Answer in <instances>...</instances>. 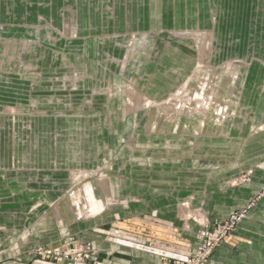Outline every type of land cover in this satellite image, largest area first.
<instances>
[{
	"label": "rangeland",
	"instance_id": "obj_1",
	"mask_svg": "<svg viewBox=\"0 0 264 264\" xmlns=\"http://www.w3.org/2000/svg\"><path fill=\"white\" fill-rule=\"evenodd\" d=\"M209 10L212 23L209 27L204 24L187 27L185 23H176V27L167 28L160 19L154 23L157 26L151 27V24L154 25L150 20L152 9H148V27L140 33L138 29L129 32L122 28V31L116 32L99 30L76 34L74 21L63 22L66 25L64 28L62 23L58 28L48 22V41L41 42V45L38 41L32 57L28 55L29 48H21L23 57L15 56L12 70L19 73L23 88H26L21 102L25 106L4 104L3 115L33 119L36 140L46 146L45 160H37L39 165L35 170L42 175H52L54 183L63 186L62 193L45 194L46 200L41 197L43 194H36V207L32 210L29 226L27 223L17 226L16 232L22 240L27 234H34L37 238L47 235L44 228L48 225L54 229L50 238L59 237L57 241H51L53 244L50 246L36 243L31 247L35 255L33 258L76 264L79 263L78 254L85 252L88 254L84 257L86 261L91 258L96 246L84 241L86 235L84 237L78 232L80 226L76 223L84 222L82 228L91 231L92 220L98 216L105 217L108 212H118L129 202L142 200L151 203L160 195L165 198L170 196L168 190H154L156 184L152 181L153 177L160 171L162 181L166 182L170 179L167 174L186 170L192 164L184 155L194 149L187 140L166 139L165 134L174 133L161 134L172 127L165 122L169 123V119H175L176 124L180 122L182 135L175 133L180 138L190 133L207 138L221 124H212V130L197 133L203 130L193 129L184 116L174 108L168 109V103L174 102V97L183 91L187 83L196 87L199 76L211 77L219 72L227 81L224 69L228 64L238 67L227 115L223 117L219 134L225 139L221 147H225L228 154H234L230 157L228 175L221 180L218 178L219 181L206 190L197 189L199 192L192 194L176 188L173 191L178 206L188 209L183 213L178 211L179 217L194 224L196 245L191 254H196L202 243L199 237L201 231L213 234L218 224L224 225L236 214L238 221L213 246L206 262L202 263L207 264L214 250L228 243V238L234 240L233 246L238 242L235 241L234 231L249 214L264 211V136L261 135L264 132V56L247 58L235 55L236 48L214 32L217 15L224 13L225 9L221 10L213 2ZM90 19L88 16L85 18L86 26ZM98 19L101 22L105 18ZM112 19L114 24L119 25L124 23L125 18L119 16ZM133 19L136 21L138 17ZM59 37L66 43L59 46L55 41ZM136 38L139 42L134 41ZM4 52L6 56V47ZM261 52H264V39ZM40 54H44V58L38 59ZM27 56L32 61L36 60V66L28 68L19 61L26 62ZM147 61L152 64L149 66ZM147 67H150L149 70ZM144 100L149 102L144 103ZM165 109L168 110L166 115L159 117L157 112ZM196 147L198 151L208 150L205 145ZM237 156L243 160L237 161ZM216 162L207 164L199 160L196 165H202L201 169L208 173L212 169L210 165H216ZM227 164L223 162V167ZM3 166L10 167L12 164L4 162ZM255 169L263 170V174L256 175ZM39 179L43 181V178ZM87 183L102 207L94 214L78 218L74 201ZM190 197L195 200L193 207L188 203ZM222 204L231 206L219 208ZM55 208L58 214L54 213ZM205 211L212 217L207 218ZM152 213L149 216H154ZM163 213L170 212L163 210ZM61 233L63 235L60 236ZM54 248L62 252L54 257H45L40 253L41 250ZM182 259L163 257L159 264H173V261Z\"/></svg>",
	"mask_w": 264,
	"mask_h": 264
},
{
	"label": "crops",
	"instance_id": "obj_2",
	"mask_svg": "<svg viewBox=\"0 0 264 264\" xmlns=\"http://www.w3.org/2000/svg\"><path fill=\"white\" fill-rule=\"evenodd\" d=\"M213 2L221 10L225 9L224 13L217 15L219 18L217 17L214 23L215 34H220L219 37L236 48L235 55L262 58L264 0H0V56H2L0 57V264H71L67 261L55 263L33 258L35 255L31 252V247L36 243L50 246L53 244L51 241L55 242L59 239L58 236L50 238L51 231L54 232L52 226L45 227L47 235L38 238L34 234H27L22 240L16 232L19 224L27 223L29 226L32 210L36 207V194H43L41 197L46 200L45 194L63 192V186L54 183L52 175L45 173L42 175L35 170L39 165L36 163L37 160H45L46 146L44 142L38 143L36 140L33 119L3 115L4 104L13 106L17 103L25 106L21 102L26 88H23L24 84L21 83L19 73L12 70L16 62L15 56L23 57L21 48H29L28 55L32 57L37 44L41 45V42L48 41L49 29L46 26L48 22L58 28L62 23L64 28L66 25L63 22L74 21L76 34L88 31L95 33L99 30L116 32L122 31V28L129 32L139 30L140 33L148 27V9H152L150 20L153 24L160 19L167 28L176 27V23L180 25L185 23L187 27L201 26L199 24L209 27L212 24L209 9ZM223 3L225 5L222 6ZM196 9L200 12L196 13ZM87 16L91 18L89 27L86 26L85 21ZM119 16L125 18L124 23L116 25L112 18ZM100 17L105 19L100 22L98 19ZM135 17H138L136 21L133 19ZM152 26L157 24H151ZM55 41L59 46L66 43L60 37ZM240 49L248 51L242 52ZM43 55L40 54L38 59L44 58ZM19 61L28 68L36 66L37 63L36 60L30 59L26 62ZM160 63L166 64L163 61ZM147 64L150 66L152 63L147 61ZM221 127L222 125L216 127L212 132L213 135L207 138L196 133L181 138L175 133L165 134L166 139L175 141L182 139L193 144L194 150L186 153L187 156L184 155L188 158L187 162L192 165L184 171L175 170L167 174L170 179L166 182L162 181L163 174L160 171L155 174L153 177L155 179L152 180L156 184L154 190L156 192L168 190L170 196L165 198L160 195L151 203L142 200L129 202L119 208L118 212H108L105 217L98 216L96 222L92 220L91 231L82 228L84 222L76 223L80 226L78 232L84 237L86 235L84 241H90L96 246L90 259L76 264H159L163 257L178 259L191 254L196 245L194 224L189 219L179 217L178 211L183 213L188 209L178 206L173 191L176 188L192 194L199 192L197 189L206 190L210 185L217 183L218 178L228 175V167L231 166L230 157L234 154H228L224 150L225 147H221L225 141L219 135ZM261 135L264 136V132ZM200 145H205L208 150L198 151L199 148L196 146ZM199 160L207 164L218 162L216 165L215 163L210 165L212 169L207 173L201 169L202 165H196ZM242 160L238 158L237 161ZM4 162H11L12 166H3ZM223 162L228 164L223 167ZM21 165L25 167L19 168ZM5 167L7 168L3 169ZM254 173L262 175L263 170L255 169ZM39 178H43V181ZM44 178H48L49 181ZM188 203L193 207L194 198L190 197ZM230 206L231 204H222L219 208L226 209ZM56 208L54 213L58 214ZM153 210L156 212H150ZM163 210L170 213L164 214ZM150 213L154 216H149ZM205 216L212 217L208 211H205ZM234 236L239 238V240L235 238L238 242L233 246L234 240L228 238V243H223L214 250L207 264H264V211L249 214V217L235 229Z\"/></svg>",
	"mask_w": 264,
	"mask_h": 264
},
{
	"label": "bare ground",
	"instance_id": "obj_3",
	"mask_svg": "<svg viewBox=\"0 0 264 264\" xmlns=\"http://www.w3.org/2000/svg\"><path fill=\"white\" fill-rule=\"evenodd\" d=\"M134 41L139 42V39L136 38ZM237 68L235 64H228L225 67L224 73L228 75L227 81H225L226 77L221 76L219 72L211 77L206 75H203V78L197 77L199 79L198 85L195 87L187 83L182 88L183 91L174 97V102L169 101L168 109L174 108L178 114L184 116L191 123L190 126L193 129L199 128V130H203V132L197 133H204L213 129L214 124L222 125L223 117L227 115V107L230 104ZM147 102L144 100V103ZM167 111L166 109L158 111L157 114L159 117L165 116ZM169 120L170 122H165V125L172 126L171 129L173 130H165L166 132L163 133H180V122L176 124L175 119ZM78 194L80 195H76L74 201L75 213L78 218L94 214L102 207V204L95 200L88 183L81 188Z\"/></svg>",
	"mask_w": 264,
	"mask_h": 264
},
{
	"label": "built area",
	"instance_id": "obj_4",
	"mask_svg": "<svg viewBox=\"0 0 264 264\" xmlns=\"http://www.w3.org/2000/svg\"><path fill=\"white\" fill-rule=\"evenodd\" d=\"M238 217L239 216H236V214H234L225 222L224 225L221 226L220 224H218L217 229L213 234H210V232L206 230L201 231L199 237L202 240V245L200 244V246H198L196 254L186 256L184 259H182V261L175 260L173 261V264H202L203 262H206L213 246L220 241L224 233L228 232L227 230L232 227L234 222L238 221ZM60 251L61 250H58V248H54L41 250L40 253L45 257H54L58 256L60 254ZM87 255L88 254H86L85 252H82V254H78L79 259H77V262L85 261L84 257H87Z\"/></svg>",
	"mask_w": 264,
	"mask_h": 264
}]
</instances>
